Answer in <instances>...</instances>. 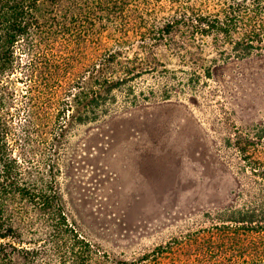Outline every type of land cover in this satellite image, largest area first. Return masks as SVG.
<instances>
[{
  "label": "trees",
  "instance_id": "trees-1",
  "mask_svg": "<svg viewBox=\"0 0 264 264\" xmlns=\"http://www.w3.org/2000/svg\"><path fill=\"white\" fill-rule=\"evenodd\" d=\"M254 59L264 0H0V264H264V119L217 108L235 200L131 262L83 232L62 180L79 128L209 102L218 70Z\"/></svg>",
  "mask_w": 264,
  "mask_h": 264
},
{
  "label": "rangeland",
  "instance_id": "rangeland-1",
  "mask_svg": "<svg viewBox=\"0 0 264 264\" xmlns=\"http://www.w3.org/2000/svg\"><path fill=\"white\" fill-rule=\"evenodd\" d=\"M218 72L220 92L209 102L139 107L75 132L62 176L67 207L114 256L131 262L209 227L205 214L235 200L236 163L219 157L217 108L227 105L240 126L264 119V60Z\"/></svg>",
  "mask_w": 264,
  "mask_h": 264
}]
</instances>
